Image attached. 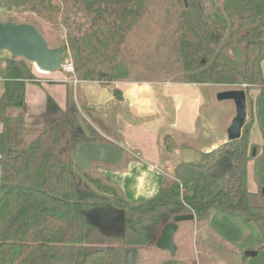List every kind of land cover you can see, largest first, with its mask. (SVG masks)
<instances>
[{
    "label": "trees",
    "instance_id": "1",
    "mask_svg": "<svg viewBox=\"0 0 264 264\" xmlns=\"http://www.w3.org/2000/svg\"><path fill=\"white\" fill-rule=\"evenodd\" d=\"M62 1L85 10L89 19L84 33L69 37L64 55L74 54L79 81L111 87L110 70L147 0H0V8L54 21L65 11ZM180 1L179 54L186 82L241 86L247 96L241 137L201 152L198 163L181 160L156 196L133 203L100 175L89 171L82 177L74 170L71 153L78 145L109 141L91 125L90 137L81 129L72 84H67L65 108L47 98L37 128L12 114L25 107L26 83L36 80L34 65L12 57L0 98V264H125L127 249L156 247L175 217L194 215L201 222L214 210L241 214L259 233L258 253L264 251V0ZM232 45L242 49L243 63L234 57ZM256 126L262 144L251 142ZM164 145L175 150L170 137ZM251 162L256 191L249 188ZM97 211L102 217L122 212L124 229L93 223L90 216Z\"/></svg>",
    "mask_w": 264,
    "mask_h": 264
},
{
    "label": "rangeland",
    "instance_id": "2",
    "mask_svg": "<svg viewBox=\"0 0 264 264\" xmlns=\"http://www.w3.org/2000/svg\"><path fill=\"white\" fill-rule=\"evenodd\" d=\"M59 3L65 11L54 21L51 18L45 20L33 14H16L7 11L6 14L2 12L5 10L1 8L0 21L35 24L49 42L50 47L63 48L68 46L69 37L84 33L89 26V19L85 10L78 9L73 2L62 1ZM206 3L211 4L209 1ZM113 6L117 7V3ZM183 10L184 4L180 0H147L140 17L127 34L117 62L110 70L114 77L119 79L128 77L138 83L152 81L160 83L157 100L166 104L168 114L166 113L159 119L154 116L143 120L135 118L129 125H126L125 121L116 124L122 133L121 140L125 157L133 156L138 163L153 173H163V170L167 168L170 170L167 172L168 176L173 175L174 166H177L181 161L184 150L180 151L182 147L189 145L182 144L178 139V143L174 142L176 155L172 156V152L163 149L162 161L157 159V153H160L163 147L162 137L170 132L169 125L174 120L173 115L177 114L178 106L177 93H174L177 92L176 85L168 87L166 81L186 82L188 77V73L183 69L179 54ZM63 65L73 66L75 74H67L63 69L56 73L68 75L67 84L74 86L79 103L83 105L85 97L94 98L97 84L81 81L77 85L73 83V79L79 77V73L75 71L73 53L68 52L66 56H63ZM240 88L239 85H221L215 82L197 84L198 96L203 100L201 117L197 118L198 122L196 121L198 128L196 127L197 130L191 136L190 130L193 126L189 128L187 123L186 125L182 123L181 126L183 130L187 127L184 130L185 135L193 142L191 143L193 148L190 149L200 153L206 152L228 140L227 129L236 115V109L232 101H219L218 95L223 91L239 90ZM54 90L56 93L61 91L58 87H54ZM171 90L177 100L174 95L172 99L167 96L168 91ZM194 90H196L195 87H191L183 93L186 98L184 104H181V114L186 119L189 117L190 110L188 108H190ZM182 92H184L183 89ZM160 112L163 110L160 109ZM25 113L27 115L29 113L26 105L22 114L30 129L41 125L42 116L35 114L31 115L30 119L25 116ZM81 114L88 125L96 126L90 121V115L86 109ZM251 142L263 143L257 126L253 129ZM163 164L165 168L163 167L162 170ZM100 168L104 169V166L94 164L90 173L99 175ZM119 169H121L119 172H124L122 168ZM249 188L251 191L257 190L253 179L252 162L249 164ZM99 216L97 212H94L90 217L96 223ZM106 218L107 216L102 217L101 222L105 224ZM175 243L178 250L169 264H264V251L254 257L246 256L249 251H258L260 243L258 237H255L251 231L250 224L238 213L214 210L210 212L205 221L182 222L176 233ZM139 251L138 264H163L171 258L168 253L157 251L155 246Z\"/></svg>",
    "mask_w": 264,
    "mask_h": 264
},
{
    "label": "crops",
    "instance_id": "3",
    "mask_svg": "<svg viewBox=\"0 0 264 264\" xmlns=\"http://www.w3.org/2000/svg\"><path fill=\"white\" fill-rule=\"evenodd\" d=\"M2 12L7 14L6 11ZM12 57L13 56L8 50H0V98L5 92L7 61ZM261 67L264 71V60L261 63ZM32 72L35 75L36 80L35 82L26 83L25 105L29 113L28 115L25 113V116H28L30 119L31 115L34 116L37 114L42 116L45 111L48 97H52L61 108H65L67 100L68 75H64L63 73H44L41 72L35 65L33 66ZM86 82L97 84L98 87L94 90L97 92L95 93L94 98L85 97L83 105L79 103V99L75 94V100L79 110L82 112L85 107L89 108L91 110V114L94 116L93 118L89 114L90 121L97 126L92 125V127H94V129L110 143L120 146L123 150L124 146L121 140L122 133L118 130L119 127H117L116 123L121 124V121H125L126 125H129L133 123L132 121H134L135 118L143 120L145 118H149L150 116H154L159 119V117H164L166 113L168 114L166 104L164 105L162 101L158 102L160 100H157L159 97L158 92L160 91V83L158 81L138 83L128 77L119 79L113 75L111 87L101 85L98 82ZM166 85L168 87H174L176 85L177 92L175 91L174 93H177L178 106L177 114L173 115L174 120L169 125L171 130L169 133L163 135V147L161 152L157 153V159L161 161L163 159L162 151L165 149L164 140L166 137H170L173 142L176 143H178V139H180L182 144H189L188 146H185L186 148H193L191 144L193 142L185 135L184 130L187 127L183 130L181 129V126L182 123L185 125L187 123L189 128L193 126L190 130V135L192 136L197 130L196 127L198 128L196 121H199L198 119L201 117L200 112L203 108V100L198 96L197 84L167 80ZM177 86L179 87L177 88ZM54 87H58L61 91L56 93ZM191 87H195L196 90L193 91L194 96L191 100L190 108H188L190 110L189 117L186 119L181 114V104L186 98L183 93H185L186 90L188 91ZM182 89L184 92H182ZM114 90L118 91L119 95H115ZM168 93L169 94L167 96L169 98L172 99V96L174 95L176 99V95L172 90L168 91ZM23 109H17L12 114L14 116H23ZM160 109H162L163 112H160ZM94 119L102 121V125L100 126V124L96 123ZM106 127L110 129L112 135H108L107 131L104 129ZM2 130L3 124L0 123V132ZM174 152L175 151H172V156L176 155ZM136 160L137 159L133 156L130 158L124 157L123 163L120 166H104V169H99V175L110 183L116 185L127 197V199L133 203L143 202L153 198L161 191L164 181L167 178H173L174 176V170L172 172L173 175H167V172L170 170L165 168V163L161 166L162 170L163 167L165 168L163 173H153L150 169L145 168ZM119 168H122L124 172H119L121 170ZM174 168H176V166H174ZM155 248L159 252L168 253L159 250L157 247Z\"/></svg>",
    "mask_w": 264,
    "mask_h": 264
},
{
    "label": "water",
    "instance_id": "4",
    "mask_svg": "<svg viewBox=\"0 0 264 264\" xmlns=\"http://www.w3.org/2000/svg\"><path fill=\"white\" fill-rule=\"evenodd\" d=\"M186 3V0H185ZM232 53L241 64L243 51L239 46L232 45ZM0 50H8L14 58H22L28 63L35 65L41 72L56 73L63 66V48H52L42 33L32 24L14 23L11 21H0ZM219 101H232L235 105L236 115L227 129L228 141H234L241 137L242 128L247 120V96L243 90L223 91L218 95ZM79 125L85 135L90 137L91 131L84 117L78 119ZM125 157L124 150L109 142H85L78 145L71 153L74 163L73 168L80 175L90 171L94 164H101L108 167L120 166ZM201 153L193 149H184L182 152V162L185 164H195L201 161ZM82 177H84L82 175ZM264 194V189H263ZM99 218L96 223L106 226V228L123 230L125 217L122 212L106 215L107 221L104 225L103 214L97 211ZM102 214V216H101ZM91 219V217H90ZM110 219V221H109ZM194 215H180L174 218L172 223L167 224L156 242V247L168 252L172 257L177 253L175 236L182 222L194 221ZM92 221V219H91ZM93 223L95 221H92ZM250 229L259 237V233L253 224ZM258 251H249L247 257L257 256ZM139 250L129 248L125 252V264H138Z\"/></svg>",
    "mask_w": 264,
    "mask_h": 264
},
{
    "label": "built area",
    "instance_id": "5",
    "mask_svg": "<svg viewBox=\"0 0 264 264\" xmlns=\"http://www.w3.org/2000/svg\"><path fill=\"white\" fill-rule=\"evenodd\" d=\"M62 69H63L67 74H75V73H74L73 66L63 65V66H62ZM79 82H80L79 79H77V78H74V79H73V83H74L75 85H77Z\"/></svg>",
    "mask_w": 264,
    "mask_h": 264
},
{
    "label": "flooded vegetation",
    "instance_id": "6",
    "mask_svg": "<svg viewBox=\"0 0 264 264\" xmlns=\"http://www.w3.org/2000/svg\"><path fill=\"white\" fill-rule=\"evenodd\" d=\"M107 219H108V218H106V221H107ZM109 221H110V219H109ZM104 225H106V224H104ZM106 226H107V225H106ZM106 226H105V227H106Z\"/></svg>",
    "mask_w": 264,
    "mask_h": 264
}]
</instances>
